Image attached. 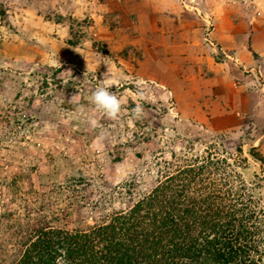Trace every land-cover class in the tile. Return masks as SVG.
Returning a JSON list of instances; mask_svg holds the SVG:
<instances>
[{
	"label": "rangeland",
	"instance_id": "1",
	"mask_svg": "<svg viewBox=\"0 0 264 264\" xmlns=\"http://www.w3.org/2000/svg\"><path fill=\"white\" fill-rule=\"evenodd\" d=\"M187 170L255 213L264 264V0H0V264Z\"/></svg>",
	"mask_w": 264,
	"mask_h": 264
},
{
	"label": "trees",
	"instance_id": "2",
	"mask_svg": "<svg viewBox=\"0 0 264 264\" xmlns=\"http://www.w3.org/2000/svg\"><path fill=\"white\" fill-rule=\"evenodd\" d=\"M195 178H168L88 233L43 231L16 264H259L255 213L227 191L200 193Z\"/></svg>",
	"mask_w": 264,
	"mask_h": 264
},
{
	"label": "clouds",
	"instance_id": "3",
	"mask_svg": "<svg viewBox=\"0 0 264 264\" xmlns=\"http://www.w3.org/2000/svg\"><path fill=\"white\" fill-rule=\"evenodd\" d=\"M92 103L97 110L104 112L111 119H116L121 110V101L115 94L103 86L96 88L92 93ZM133 114L136 119L141 118L143 114L142 107L138 105L133 110Z\"/></svg>",
	"mask_w": 264,
	"mask_h": 264
},
{
	"label": "crops",
	"instance_id": "4",
	"mask_svg": "<svg viewBox=\"0 0 264 264\" xmlns=\"http://www.w3.org/2000/svg\"><path fill=\"white\" fill-rule=\"evenodd\" d=\"M237 54L240 55V54L238 53V51H237V52L235 53V57H237ZM238 57H239V56H238ZM234 60L237 61L236 58H234ZM235 61H234V62H235ZM228 63H230V62H228ZM210 64H211V63H209V62L205 63V61L203 62V61H201V59L198 58L197 61H196V67L193 68V72H194L193 74H194V75L196 74L197 77L202 78V77L207 76L206 73H210L209 70L211 71V69H218V70L221 69L219 65H216V68H214V67H210ZM230 64H232V66L237 67V64H233V63H230ZM223 65H224V67L227 66L226 63L223 64ZM204 67H206V69H204ZM208 67H209V68H208ZM256 67H257V64H256ZM260 69H261V68H260ZM221 71H222V70H221ZM229 71H230V72H229ZM205 72H206V73H205ZM234 72H235V71L227 70L228 75H229V74H232V73L234 74Z\"/></svg>",
	"mask_w": 264,
	"mask_h": 264
}]
</instances>
